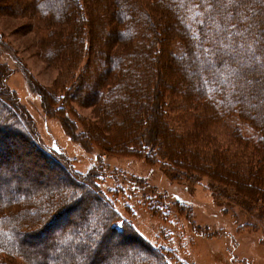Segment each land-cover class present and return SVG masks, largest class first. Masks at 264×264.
<instances>
[{"label": "trees", "instance_id": "trees-1", "mask_svg": "<svg viewBox=\"0 0 264 264\" xmlns=\"http://www.w3.org/2000/svg\"><path fill=\"white\" fill-rule=\"evenodd\" d=\"M9 2L13 16L36 12L33 29L44 32L41 55L60 67L59 77L40 97L72 140L160 164L174 179L206 178L219 200L224 197L219 184L229 185L231 177L241 198L264 202V0ZM71 7L78 21L69 19ZM60 52L66 53L62 59ZM85 78L91 85L81 88ZM3 88L12 101L0 96V124L20 129V121L31 128L29 112L16 92ZM75 103L94 107L99 119L81 120ZM100 113L112 114V121ZM23 134L73 184L42 189L14 179V187L9 183L1 187L0 264H12L15 258L32 264L26 236L67 218L74 208L71 200L82 201L83 191L89 189L98 207L93 209L88 233V215L66 230L59 226L49 241L57 248L65 243V248L49 261L48 246L38 248L45 260L37 264H71L75 258L81 259L80 264H92L82 252L109 235L118 237L117 242L132 239L139 246L122 249L113 264H173L174 252L153 245L116 210L100 188L101 165L79 172L66 152L41 145L32 132ZM253 182L261 185L253 187ZM177 204L166 206V212L148 204V210L165 221L173 210L178 215L190 213L184 204ZM81 235L85 241L76 242Z\"/></svg>", "mask_w": 264, "mask_h": 264}, {"label": "rangeland", "instance_id": "rangeland-1", "mask_svg": "<svg viewBox=\"0 0 264 264\" xmlns=\"http://www.w3.org/2000/svg\"><path fill=\"white\" fill-rule=\"evenodd\" d=\"M116 6L114 4V7ZM11 11L9 0H0V37L4 42L2 48L0 47V69L3 77V80L0 78L2 80L0 96L12 101L4 92L3 85L5 90L8 87L16 92L21 104L29 112L31 128L23 126L20 121L19 124L22 126L20 129L4 126V122L1 121L0 189L8 183L14 187L12 183L14 179L18 184L25 181L39 184L42 189L53 188L54 185L66 188L72 183L59 171L58 166H53L42 157L31 145L30 137L23 134L27 133L30 136L32 132L41 145L52 146L66 152L74 169L79 172L86 173L93 167L99 168L101 165V170L97 171L101 174L100 188L111 199L116 210L153 245L174 252L171 259L173 264H264V202L256 204L241 198L242 195L235 192L231 177L227 179L229 185L219 184L224 189V197L219 200L206 178L191 182L184 178L174 179L160 164L151 165L143 158L112 154L96 145L84 147L72 140L63 129L61 120L46 111L40 97L53 86L59 77L60 67L48 64L41 55L39 44L44 32L38 27L33 29L36 12L34 14L33 11L32 14L28 12L25 16L30 17L29 19L13 16L10 14ZM69 15L73 18H69L70 20L78 21V15L73 7ZM53 24L56 22L53 21ZM172 37L175 38V35ZM65 54L60 52L58 59L64 58ZM158 75L160 78L163 77L160 70ZM83 81L81 88L84 87V83L90 86L92 82L86 78ZM11 98L15 102L12 95ZM75 105L77 116H82L81 120L87 118L86 120L91 121L92 117L95 121L99 119L93 112L94 107H82L77 103ZM17 110L20 111L19 108ZM99 117L105 118L108 122L110 119L112 121L110 118L112 114L109 116L100 113ZM20 130L23 133L19 134ZM111 132L112 129H109L107 134ZM135 178H141L147 184L143 186ZM256 184L261 185L259 182H253V187ZM91 193L93 192L90 189L89 192L83 191L84 197L80 202L73 198L71 200L73 210L67 218L55 224L58 226L43 227L42 231L26 236L25 241L31 246L30 257L34 263H42L44 258L37 249L44 245L49 248L45 249L47 261L55 252L65 248V243L57 248V243L52 244L49 241L59 226L66 230L72 227L70 225L73 223L78 225L79 221L88 215L89 221L85 230V233H88L93 223L91 219L96 212L93 209L98 207V202ZM176 203L184 204L185 211L190 210V213L178 215V212L173 210L168 222L162 216H155L148 210V204H153L164 207L162 212H166ZM88 206L89 209L92 208L90 210L93 211L92 214H89L91 212L88 211ZM117 240L118 237L115 235H109L102 244H91L82 252L83 258L92 261V264H113V260L123 254L122 249H128L130 246L132 249H139L132 239L121 242ZM84 241L82 235L76 239L78 243ZM80 260L75 258L71 264H80ZM11 262L26 264L22 258H15Z\"/></svg>", "mask_w": 264, "mask_h": 264}]
</instances>
